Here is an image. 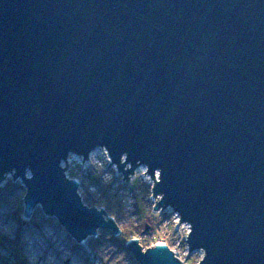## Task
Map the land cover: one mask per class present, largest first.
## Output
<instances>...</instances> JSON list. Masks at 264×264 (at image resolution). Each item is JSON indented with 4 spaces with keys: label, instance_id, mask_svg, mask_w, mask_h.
<instances>
[{
    "label": "water",
    "instance_id": "95a60500",
    "mask_svg": "<svg viewBox=\"0 0 264 264\" xmlns=\"http://www.w3.org/2000/svg\"><path fill=\"white\" fill-rule=\"evenodd\" d=\"M99 148L123 180L159 170L156 210L190 224L200 264H264V0H0V179L25 186L24 216L118 233L61 166Z\"/></svg>",
    "mask_w": 264,
    "mask_h": 264
},
{
    "label": "rangeland",
    "instance_id": "374dc122",
    "mask_svg": "<svg viewBox=\"0 0 264 264\" xmlns=\"http://www.w3.org/2000/svg\"><path fill=\"white\" fill-rule=\"evenodd\" d=\"M106 153L107 155L98 154L92 158L91 164L94 166L90 164L86 167L82 160L74 161L73 175L80 180L78 193L82 195L80 197L83 204L89 208L103 209L106 220L113 219L119 229L118 233L98 230L95 236L84 239L87 242L81 245L59 226L57 220L47 216L40 206L32 209L28 217L24 216L26 188L20 179L14 178L12 172L0 179V236L12 240L17 238L20 225L13 214L16 210H21L28 224L21 226L19 240L15 239L13 248H19L27 264H137L126 245L116 239L122 231L129 230L134 234L130 241H138L144 250L163 242L172 250L178 251L184 264H198L204 258L205 251H188L184 241L187 232L179 230L180 222L176 212L156 210L152 197L154 181L158 179L155 176L159 170L153 180L147 171H143L146 167L138 166L134 173H129L128 180H123L124 174L110 159L108 152ZM122 158L121 161L124 162L126 157ZM124 163L125 171L132 167L127 160ZM64 168L66 169V166ZM84 168H89L86 175H83ZM143 172L147 173L145 177H142ZM82 176L85 178L84 182H81ZM66 177L74 180L72 176ZM127 190H130V193H127ZM161 199L162 195L158 201ZM146 225H149L150 229L143 233ZM48 236L49 243L58 245L61 255L56 256L54 252H49L51 249L47 241ZM9 252L12 251L0 248V257L9 256ZM44 257L48 261H43ZM0 264H3L1 260Z\"/></svg>",
    "mask_w": 264,
    "mask_h": 264
},
{
    "label": "trees",
    "instance_id": "16d2710c",
    "mask_svg": "<svg viewBox=\"0 0 264 264\" xmlns=\"http://www.w3.org/2000/svg\"><path fill=\"white\" fill-rule=\"evenodd\" d=\"M13 216L16 219L17 224L20 225L19 232L17 238H14L13 240L8 237L0 236V248H5L8 251H12L9 252V256L0 257V260L3 262V264H27L26 260L22 257V253L19 248L17 247L16 249H14L13 245H15L16 243L15 239L19 240L20 231L22 230L21 226L28 224V222L24 219L21 210H16ZM133 235L134 234L131 232V230L122 231V233L118 237H116V239L118 242L126 245V243L132 239Z\"/></svg>",
    "mask_w": 264,
    "mask_h": 264
},
{
    "label": "bare ground",
    "instance_id": "6f19581e",
    "mask_svg": "<svg viewBox=\"0 0 264 264\" xmlns=\"http://www.w3.org/2000/svg\"><path fill=\"white\" fill-rule=\"evenodd\" d=\"M107 151H106V149L105 148H99V149H96L95 151H93L87 158H85L84 156H77V155H75V154H69L68 155V157H67V161L65 162V161H63V164L64 165H66V172H68L67 174H69V173H72L73 172V168H74V166L73 165H71V160H82L83 162H84V166H88V165H90L91 164V160H92V158L95 156V155H97V154H101V155H104V154H106L107 155V153H106ZM121 159H123V158H121ZM127 160V159H126ZM65 162V163H64ZM121 162H123V161H121ZM92 166H94L93 164H91ZM125 165H126V163H125ZM141 166V165H140ZM144 167V166H143ZM145 168V167H144ZM88 170H89V168H87L86 170H84V172H83V175H86L87 173H88ZM144 170V169H143ZM11 174V173H10ZM120 174V173H119ZM70 176H72V175H70ZM76 177V176H75ZM84 176H82V181L81 182H84ZM75 180H76V178H75ZM77 181V180H76ZM77 182H79V181H77ZM81 185V184H80ZM127 193H130V190H127ZM79 196H82L81 195V193H79ZM82 199V198H81ZM161 224V223H160ZM181 224L182 225H180V223H179V230L180 231H186V232H188V226H187V224L185 223H182L181 222ZM186 234V233H185ZM87 239V238H86ZM49 240H50V238H49V236H48V238H47V241H48V244H49V246H50V253H52V252H54V254L56 255V256H59V255H61V251L58 249V245H55L54 243L52 244V243H49ZM52 241H54V240H52ZM85 241V242H84ZM87 241L86 240H83L80 244L81 245H83L84 243H86ZM159 244H164L163 242H159ZM34 249V248H33ZM43 261H48L47 259H45V257L43 258Z\"/></svg>",
    "mask_w": 264,
    "mask_h": 264
},
{
    "label": "built area",
    "instance_id": "2783aa9c",
    "mask_svg": "<svg viewBox=\"0 0 264 264\" xmlns=\"http://www.w3.org/2000/svg\"><path fill=\"white\" fill-rule=\"evenodd\" d=\"M104 155H106V154H104ZM97 156H98V154H97ZM110 159H111V157H110ZM67 160H68V159H67ZM77 160H78V159H77ZM74 161H76V160H71V165H73V162H74ZM64 163H65V162H64ZM83 164H84V163H83ZM61 166L64 168V166H66V165H64L63 162H62V163H61ZM73 166H75V165H73ZM88 166H89V165H88ZM88 166H87V167H88ZM144 167H145V166H144ZM64 169H65V168H64ZM66 169H67V168H66ZM66 169H65V171H66ZM85 169H86V168H84V170H85ZM84 170H83V171H84ZM143 171H147V173H148V170H147V169H144ZM67 173H68V172H66L65 176H66V175H67V176H68V175H69V176L72 175L73 179L75 180L76 177L73 175V172H72V173H69V174H67ZM147 173L143 172V173H142V177H145V175H147ZM156 173H157V172H156ZM158 174H159V172L157 173L156 176L154 175L155 178L158 177V179H157L156 181H154V185H153V187H154V186L156 185V183L159 181L160 175L158 176ZM154 176H153V177H154ZM153 177H151V178L154 180L155 178H153ZM66 178L69 179L68 177H66ZM70 180H71V179H70ZM76 180H77V179H76ZM76 180H75V181H76ZM77 181H78V180H77ZM77 181H76V182H77ZM126 182H130V181H127V180H126ZM77 183L80 184V180H79V182H77ZM153 189H154V188H153ZM160 197H161V196H160ZM154 198H155V199H154ZM158 198H159V196H158V197H154V196L152 197V200L154 201V203L157 204V202H158ZM159 210H160L159 212H161V211H164V212L167 211V212H168V211H171V210H172L173 212H176L174 209H172V208H170V207L168 208V210H167V208H166V209L161 208V209H159ZM165 216H167V215H165ZM176 217H177V219L179 220V222L181 223V218H180V215H179L178 212H176ZM170 219H171V217L169 218V220H170ZM183 223H184V222H183ZM184 224H185V223H184ZM186 224H187V222H186ZM187 226H188V232L185 234V239H184V241H185L186 244H187L188 236H189V234H190V232H191V226H190V224L188 223ZM157 245H166V244H159V243H158ZM170 249H171V248H170ZM187 249H188V251H189L188 244H187ZM171 250H172V249H171ZM202 250H203V249H199V250H197V252H203ZM172 251L174 252L175 256L181 260V258L179 257V253H178V251H174V250H172ZM195 252H196V251H195ZM181 261H182V260H181ZM200 261H201V260H200ZM200 261H199V263H200ZM182 262H183V261H182ZM199 263H198V264H199Z\"/></svg>",
    "mask_w": 264,
    "mask_h": 264
}]
</instances>
